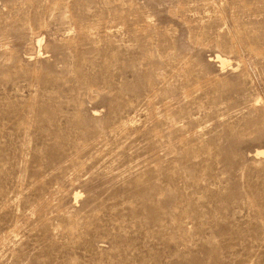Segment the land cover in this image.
<instances>
[{"label": "rangeland", "instance_id": "obj_1", "mask_svg": "<svg viewBox=\"0 0 264 264\" xmlns=\"http://www.w3.org/2000/svg\"><path fill=\"white\" fill-rule=\"evenodd\" d=\"M0 264H264V0H0Z\"/></svg>", "mask_w": 264, "mask_h": 264}, {"label": "bare ground", "instance_id": "obj_2", "mask_svg": "<svg viewBox=\"0 0 264 264\" xmlns=\"http://www.w3.org/2000/svg\"><path fill=\"white\" fill-rule=\"evenodd\" d=\"M41 42H38V46H40ZM44 55V54H43ZM216 61L220 62L221 64H224L223 60H221L219 57H216Z\"/></svg>", "mask_w": 264, "mask_h": 264}]
</instances>
